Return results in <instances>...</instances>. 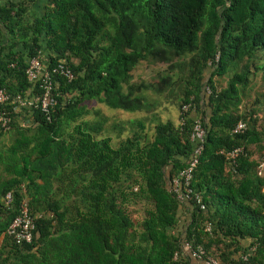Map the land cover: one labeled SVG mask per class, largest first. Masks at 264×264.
Instances as JSON below:
<instances>
[{"label":"trees","instance_id":"16d2710c","mask_svg":"<svg viewBox=\"0 0 264 264\" xmlns=\"http://www.w3.org/2000/svg\"><path fill=\"white\" fill-rule=\"evenodd\" d=\"M34 1L6 0L0 7L10 48L22 43L26 50L4 56L0 48V88L11 99L37 92L25 70L42 50L50 68L63 60L74 79L54 77L59 97L50 121L12 101L5 107L18 140L0 153L6 250L0 264H182L191 257L184 242L202 246L220 264H264V173L253 159L255 149L264 157V137L256 108L242 106L255 74L264 78V0H45L43 14L27 22ZM140 62L186 68L187 74L167 75L157 85L130 84ZM240 63L218 88L215 78ZM175 85L179 109L191 103L207 132L191 183L203 210L169 191L193 154L192 114L179 113L181 124L153 113L151 136L139 121L116 145L110 136L116 124L103 130L98 111L86 118L92 101L128 112L147 104L153 110L145 89L169 96ZM16 108L31 112V126L17 125ZM239 121L247 129L232 135ZM10 131L0 130V138ZM236 148L242 153L228 161L222 153ZM24 200L38 217L32 241L16 244L6 231ZM184 209L190 219L175 233ZM137 213L140 219L133 218ZM243 240H250L244 249Z\"/></svg>","mask_w":264,"mask_h":264},{"label":"built area","instance_id":"2783aa9c","mask_svg":"<svg viewBox=\"0 0 264 264\" xmlns=\"http://www.w3.org/2000/svg\"><path fill=\"white\" fill-rule=\"evenodd\" d=\"M218 61V56L215 57V62ZM47 58L39 54L28 61L25 74L29 83L37 86V92L30 96L22 97L20 95L11 99L10 95L5 89L0 88V130L8 132L11 130L12 118L10 112L5 110V107L10 101L20 107L27 109L39 110L46 117L47 121L51 120L50 113L57 105L59 94L56 90L57 82L54 80L55 76L62 77L67 82L74 79L72 70L61 60L55 66L49 67L47 65ZM212 65L211 62L209 66ZM205 91L209 94V89L205 87ZM180 113L193 114L195 113L194 106L191 103L184 104L181 107ZM180 123L183 124L184 119L181 118ZM247 129L246 123L239 121L231 130L232 135H238ZM207 137V132L203 126L200 117L194 118V123L191 132V141L195 144L193 154L187 166L180 170L176 176L172 178L169 183V191L176 197L180 203L194 202L203 210L204 205L201 203V197L195 193L191 188L193 181V173L198 164L199 157L203 151V146ZM242 153V148H236L230 152L222 153L228 161L234 162L238 154ZM12 200L11 193L5 196L6 203ZM38 216H32L29 212L27 201L24 200L19 208L18 214L14 217L9 225L6 234L16 243H30L33 239V232L35 230V220ZM206 230H210V225L206 226ZM184 252H189L191 257L202 261L204 264H220V262L212 256H209L205 249L198 245L192 247L188 243L182 244ZM178 253L174 255L176 259ZM248 255L242 257V261L247 262Z\"/></svg>","mask_w":264,"mask_h":264},{"label":"rangeland","instance_id":"374dc122","mask_svg":"<svg viewBox=\"0 0 264 264\" xmlns=\"http://www.w3.org/2000/svg\"><path fill=\"white\" fill-rule=\"evenodd\" d=\"M146 64H147L146 62H140L139 63V65L137 67V76L140 77V80H144V82H146L147 85H149V84H153V85L156 84L157 85L159 79H161L167 75L172 74V76L175 77L174 76L175 73H177L179 75H182V74L186 75L187 74L186 68L180 69V68L176 67V68L170 69V67H168V64H166V63L157 62L152 66L148 65L147 69L145 68ZM258 64H260V63L258 62ZM241 65H242V63L237 64V65H233V66H229L225 75H223L222 77H216L215 80H216L218 88H224L226 86L228 79L233 75V73L239 71ZM174 79L175 78H173V80ZM179 88L180 87L175 85L174 93H172L169 96H166V95L158 96V95L151 93V92H150V95L148 94V97L151 99V102L154 103V105H155L152 112H154L160 118V120L161 119L164 121L167 119L177 120L178 115L180 113V111H179L180 107L179 106L181 105V99H180L181 98V92L179 91ZM203 92L205 93V95L207 94L205 91V87L203 88ZM256 101H258V103H255ZM242 106H243V108H244V106H248L249 108H251V107L256 108L257 117L259 119L258 127H260L261 129L264 128V78L262 77L261 72H257L255 74V76L252 78V83L250 85V89L246 94V98H245ZM88 108L92 112L86 118H91L93 115V111H100V113H102V114L104 113L110 117L111 120L108 124V127L111 128L114 125V122L119 120V121H122V124L125 128V131H129L130 126L127 123V120L131 115L126 114V113L115 112V111H108L111 109H109L107 107L108 108V110H107V108L103 104H100V103L94 102V101L88 103ZM143 116H144V114H143ZM140 118L141 119H139V121H142V119H143L142 122H144L145 119H144V117H142V115ZM122 124H121V122H118L117 125H119V126L115 127L117 130H114L113 132L110 129V133H112V135H113V138H112L113 145H116L118 142V140L114 137V134L117 133V135H118V131L120 129H122ZM154 124H155V122H147L146 125H144V131L149 136L152 135ZM263 149H262L263 152L262 151L260 152L262 155H264ZM262 158L264 159V157H262ZM262 170L264 173V168ZM135 217L137 219H140L141 218L140 213L133 215V218H135Z\"/></svg>","mask_w":264,"mask_h":264},{"label":"crops","instance_id":"0c3cea01","mask_svg":"<svg viewBox=\"0 0 264 264\" xmlns=\"http://www.w3.org/2000/svg\"><path fill=\"white\" fill-rule=\"evenodd\" d=\"M5 1L6 0H0V7L3 6ZM45 2H46L45 0H35L31 4V6L28 8V10H27V12L25 14V19H26L27 22H31L34 17L41 16L43 14V10H44L43 6H44ZM0 37H1L0 48H3L2 49V55H4V56L8 55L10 53V51H11V52H14V53H20L21 55L25 56L26 50L23 48L22 43H19L17 46H14V47L10 48V45H11V42L9 40L10 39V35L8 34L7 30L5 29V27L3 26L1 21H0ZM40 54L42 56L46 57V52L44 50H42V52ZM147 66L148 65L146 64L145 65L146 69L148 68ZM137 67L131 73L132 74V79L130 80V84H134L135 85V84L144 83L145 85H147V83L144 82V80H140V77L137 76ZM148 94L150 95V92L145 89L143 95L145 97V100L147 101L146 104L148 102H150V104H151V99L148 98ZM137 95H139V93L135 92L133 94L132 98H135ZM100 104H102V103H100ZM150 104H149V106H150ZM103 105L107 108V106L105 104H103ZM147 105L145 106L144 109H141L140 111H134V112H128V111H124V110H121V109L108 110V108H107L108 111H115V112L126 113V114L131 115L128 118V120H127V123L130 126L129 131H124L125 128H124V126L122 124V121L117 120L116 122H114V125L115 124L117 125L118 122H121L122 128H124L123 132L121 133V135H119V131H118V135H117V133L114 134V137L117 140H119L120 138H124L127 135H130V130L132 128H133V130H137L138 129V124L137 123L139 122V119H141L140 118L141 115L145 119L144 120V125H146L147 122H152L151 120H152V116H153L154 112H152V108L151 109H147ZM14 112H15V121H16L18 126L23 127V128L31 126V124L33 122V118H32V114H31L30 111L25 110V109L16 108ZM98 113L100 114L99 118L102 117V116L104 117V119L102 121L104 122L103 123L104 124L103 125V130H105L106 127L108 126L107 124H109L111 119L106 114L100 113V111H98ZM143 114H144V116H143ZM192 115L195 117L194 113ZM88 119H90V118H88ZM170 120L173 121L174 123H178L179 122V115H178L177 120H173V119H170ZM142 121H143V119H142ZM118 126L119 125H117V127ZM258 128H259L258 130L262 133V138H263L264 137V131H262L260 127H258ZM115 130H117V129L115 128ZM11 131H10L11 132L10 134L8 133V134L4 135V137L0 138V153L3 152L4 150L9 149L13 145V143H16V141L18 140L16 138V136H15L16 131L15 130L14 131L11 130ZM110 136H111V138H113L112 133H110ZM255 146L256 145H251L252 148H255ZM259 146L264 147V141L261 142V144H259ZM255 150H256V153L254 154L253 159L259 161V166H258V170L257 171H258L259 174L262 175L263 174V170L262 169L264 168V159H261L262 156H260L257 153V149H255ZM184 204L187 205L188 203H184ZM185 210L186 209H184V211H182V213H181L182 217L180 219V227H179V229H177L175 231V233L183 231V228L186 226V222L189 221V219H190V215ZM4 237H5V235H1L0 236V251L1 250L2 251H6L2 247V244H3V241H4ZM249 243H250V240H243V241L240 242V247L242 249H244L245 247L248 246ZM184 253L186 254L187 252H184ZM236 259H237V257H236ZM182 264H204V263L202 261L196 260V259H194L192 257L186 256V259L184 260V262Z\"/></svg>","mask_w":264,"mask_h":264}]
</instances>
